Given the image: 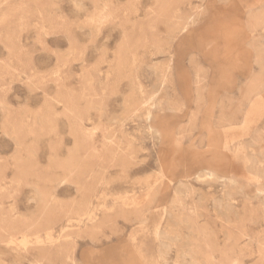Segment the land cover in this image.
<instances>
[{
  "label": "rangeland",
  "instance_id": "rangeland-1",
  "mask_svg": "<svg viewBox=\"0 0 264 264\" xmlns=\"http://www.w3.org/2000/svg\"><path fill=\"white\" fill-rule=\"evenodd\" d=\"M263 171L264 0H0V264H264Z\"/></svg>",
  "mask_w": 264,
  "mask_h": 264
},
{
  "label": "bare ground",
  "instance_id": "bare-ground-1",
  "mask_svg": "<svg viewBox=\"0 0 264 264\" xmlns=\"http://www.w3.org/2000/svg\"><path fill=\"white\" fill-rule=\"evenodd\" d=\"M264 172V171H263ZM262 173V172H261ZM264 174V173H263ZM163 230V229H162ZM168 234V233H167ZM176 239V238H175ZM166 249V248H165ZM195 263V262H194Z\"/></svg>",
  "mask_w": 264,
  "mask_h": 264
}]
</instances>
